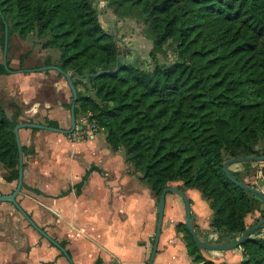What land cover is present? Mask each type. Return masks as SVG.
Here are the masks:
<instances>
[{"label": "trees", "instance_id": "obj_1", "mask_svg": "<svg viewBox=\"0 0 264 264\" xmlns=\"http://www.w3.org/2000/svg\"><path fill=\"white\" fill-rule=\"evenodd\" d=\"M107 6L117 18L142 22L153 65L117 56L118 36L104 27L97 0H0L1 48L4 20L8 42L15 32L25 37L36 29L42 45L59 55L34 67L57 64L73 73L76 119L98 125L157 197L174 180L198 189L220 240L233 242L261 203L264 218L262 199L223 169L229 157L264 155V0H107ZM167 50L173 59L159 61ZM10 69L0 62V72ZM17 114L8 116L0 104V163L9 178L18 177ZM229 170L250 184L242 169ZM176 228L194 262L225 264L203 255L185 221ZM261 229L242 241L238 264H264Z\"/></svg>", "mask_w": 264, "mask_h": 264}, {"label": "crops", "instance_id": "obj_2", "mask_svg": "<svg viewBox=\"0 0 264 264\" xmlns=\"http://www.w3.org/2000/svg\"><path fill=\"white\" fill-rule=\"evenodd\" d=\"M9 67L8 72H0V104L6 114L11 117L18 111L16 123L48 124V119H54L57 126L68 128L70 125H64L65 82L57 77L48 93L44 87L47 72L34 64ZM56 113L63 121L58 120ZM81 124L78 122L77 126ZM100 132L77 140L71 132L18 128L21 144L26 148L22 184L15 195L20 207L0 200V264H104L113 256L120 258L122 264H146L156 226L157 202L139 174L131 179V165L123 150L112 149L105 133ZM228 167L239 170L243 164L233 161ZM84 174L86 178L77 186ZM8 175V168L0 163V194L16 187L17 178ZM180 184L176 182L175 186ZM180 187L189 198L197 236L222 243L216 238L219 231L211 225L208 202L198 189ZM21 209L68 255L42 234ZM179 221H185L183 199L177 192L168 191L152 264H198L188 254L183 234L176 228ZM201 251L206 258L227 264H237L242 258L241 247Z\"/></svg>", "mask_w": 264, "mask_h": 264}, {"label": "rangeland", "instance_id": "obj_3", "mask_svg": "<svg viewBox=\"0 0 264 264\" xmlns=\"http://www.w3.org/2000/svg\"><path fill=\"white\" fill-rule=\"evenodd\" d=\"M97 8L99 10L100 17H101L104 27L109 30L111 29V32L115 33L118 36L117 44H118V49L120 53L123 55H126L127 58H130L133 60L137 59L139 62H141L143 67H146V66L149 67L153 65V59L150 55L152 41L144 35L142 31V27H143L142 22L137 21L132 18H125V19L117 18V16L113 13L112 8L107 6V0H97ZM42 40L43 38L38 36L36 29L28 33L25 37L19 36L17 32L13 33L11 40L8 42L7 66L27 67L30 64L31 65L34 64L35 66L39 62L41 63L42 60L48 54L51 55L53 61H56L59 55V51L53 47L43 46ZM25 52L27 53L25 57L26 61H24L21 64L18 63L19 55ZM157 59L162 62H170L173 59V53H171L170 50L169 51L167 50V52L165 53L163 52L158 53ZM0 60H3V50L1 48V45H0ZM43 71L48 73L47 74L48 77L45 78V86H44L46 88V92L51 93L52 88H53L52 81L56 79L57 77L62 79V82H65V91H64L65 93H64L63 98H65L66 100L65 109L67 111L66 113L67 116L66 115L65 116L67 120L64 121L65 123L64 125L68 126L70 125V119H69L70 113H69L68 104L71 101L72 94L66 82V79L64 76H58L57 70L54 68L43 69ZM79 87L81 86L79 85ZM55 115L59 116V118L61 117L59 113H56ZM82 117L83 116H81L78 119V122L79 123L81 122L84 124L85 127H88V123H89L88 119L86 118V116L83 119ZM58 120L63 121V119L61 118ZM102 132L103 131L101 130L100 134ZM246 164H247L246 167L243 164L244 169L242 168L240 172L241 176L244 178L246 182H249L251 185H254L258 188H262L264 186V171H263L264 161L251 160L249 163H246ZM130 173H131L130 175L132 179V178H135L136 175L139 174L140 172L131 166ZM176 182H181V181L174 180V181H170L169 184L175 185ZM154 197L157 202L158 197L156 195H154ZM262 206L263 204L261 203L258 209L253 210L252 212L246 215L245 220H246L247 226H250L251 224L255 223L259 218H261V215H262L261 207ZM261 233L264 234V227H262L260 234ZM260 234L258 233L257 236ZM216 238H219L220 240L221 238L220 231H219V236H216ZM152 242H153V236H152V239H150L149 243L152 245ZM220 242L222 241L220 240ZM237 247H241V246L239 245ZM241 252H242V257H243L242 247H241Z\"/></svg>", "mask_w": 264, "mask_h": 264}, {"label": "water", "instance_id": "obj_4", "mask_svg": "<svg viewBox=\"0 0 264 264\" xmlns=\"http://www.w3.org/2000/svg\"><path fill=\"white\" fill-rule=\"evenodd\" d=\"M111 32V29L109 30ZM7 50H8V36H7V22L4 20V44H3V63L5 66H7ZM122 56L123 54L119 53L117 55ZM8 67V66H7ZM40 69H47V68H54L57 71L61 72L63 76L66 79V82L69 86V89L72 94V99L69 105V113H70V126L68 128H63L61 126H54V125H49L41 122H35V121H24V122H17L14 126V132L16 136V142H17V147H18V177H17V184L15 189L6 194H0V200H9L15 203V205L19 208V204L16 201L15 195L19 191L21 184H22V162H23V149H22V144L19 138V133H18V128L21 126H31V127H40V128H47L50 130L54 131H59L63 133H69L73 131L77 125L76 121V115H75V101L77 99V88L73 82V73L72 72H67L64 71L60 66L57 64H50V65H43L39 67ZM81 127V126H78ZM243 160H262L264 161V155H256V154H251V155H245V156H236V157H229L223 161V169L225 170L226 174L229 176V178L233 181H235L237 184L240 186L251 190L255 194H257L262 201L264 202V186L262 188H258L254 185L251 184H245L239 180H237L233 174L230 172L228 163L233 162V161H243ZM168 191H175L177 192L183 199L184 205H185V223L186 227L189 230L192 238L198 244L201 248H206L210 250H222V249H230L237 247L241 245L242 241L244 238H246L249 234H251L253 231H255L258 228H262L264 226V218H259L255 223L251 224L247 228H245L239 236L230 243H212V242H207L204 240H201L193 226H192V221H191V205L189 198L187 197L185 191L179 187L175 186L172 184H166L162 187L160 194L157 199V220H156V226H155V231H154V236H153V242L151 246V251L149 254V257L147 259L146 264H152V261L154 259L156 249H157V244L159 240V235L161 232V227H162V221H163V214H164V206H165V194ZM23 211V209H21ZM23 214L27 217V219L42 233L44 234L51 242H53L56 246H58L65 254H67L65 248L57 241L55 240L52 236L48 235L42 228L37 226V224L27 215L25 211H23ZM68 255V254H67Z\"/></svg>", "mask_w": 264, "mask_h": 264}, {"label": "built area", "instance_id": "obj_5", "mask_svg": "<svg viewBox=\"0 0 264 264\" xmlns=\"http://www.w3.org/2000/svg\"><path fill=\"white\" fill-rule=\"evenodd\" d=\"M100 130V127L94 123H88V127H83V123L81 124V127L79 128L77 125L73 131H71V137L73 139H81L83 137L88 136L89 134H92L94 132H97ZM104 264H122V260L118 257H112L109 260H107Z\"/></svg>", "mask_w": 264, "mask_h": 264}]
</instances>
